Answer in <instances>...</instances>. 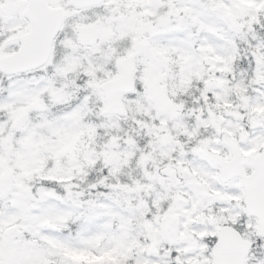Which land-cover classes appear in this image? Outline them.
Here are the masks:
<instances>
[{
  "label": "snow or ice",
  "instance_id": "obj_1",
  "mask_svg": "<svg viewBox=\"0 0 264 264\" xmlns=\"http://www.w3.org/2000/svg\"><path fill=\"white\" fill-rule=\"evenodd\" d=\"M0 264H264V0H0Z\"/></svg>",
  "mask_w": 264,
  "mask_h": 264
}]
</instances>
